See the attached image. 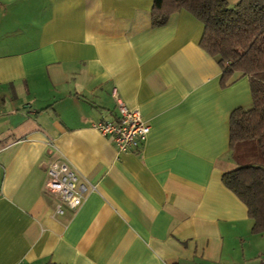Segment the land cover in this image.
I'll return each mask as SVG.
<instances>
[{"label": "crops", "instance_id": "0c3cea01", "mask_svg": "<svg viewBox=\"0 0 264 264\" xmlns=\"http://www.w3.org/2000/svg\"><path fill=\"white\" fill-rule=\"evenodd\" d=\"M152 3L0 0V264L264 260V233L221 182L248 79L221 88L201 23L179 10L152 26ZM117 98L149 125L136 152L93 127ZM53 160L95 186L62 214L43 189Z\"/></svg>", "mask_w": 264, "mask_h": 264}, {"label": "trees", "instance_id": "16d2710c", "mask_svg": "<svg viewBox=\"0 0 264 264\" xmlns=\"http://www.w3.org/2000/svg\"><path fill=\"white\" fill-rule=\"evenodd\" d=\"M179 10L201 23L199 45L217 62L220 87L248 79L251 104L234 108L228 122V147L237 166L221 182L246 206L251 231L264 233V0H153L151 25L164 24ZM143 142L126 152L138 151Z\"/></svg>", "mask_w": 264, "mask_h": 264}, {"label": "built area", "instance_id": "2783aa9c", "mask_svg": "<svg viewBox=\"0 0 264 264\" xmlns=\"http://www.w3.org/2000/svg\"><path fill=\"white\" fill-rule=\"evenodd\" d=\"M118 116L112 120H97L93 127L102 135L108 136L118 152L132 151L143 142L149 131V125L143 120L137 109H129L117 98ZM43 189L58 198L54 212L62 214L63 208L76 209L84 200L88 191L95 186L79 176L62 160L51 161L46 170ZM259 264H264L262 260Z\"/></svg>", "mask_w": 264, "mask_h": 264}]
</instances>
